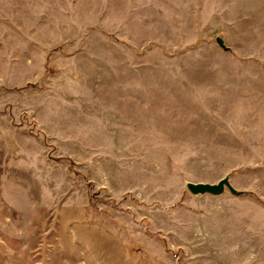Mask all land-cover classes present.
Wrapping results in <instances>:
<instances>
[{
  "label": "rangeland",
  "instance_id": "1",
  "mask_svg": "<svg viewBox=\"0 0 264 264\" xmlns=\"http://www.w3.org/2000/svg\"><path fill=\"white\" fill-rule=\"evenodd\" d=\"M67 211L264 264V0H0V264H94Z\"/></svg>",
  "mask_w": 264,
  "mask_h": 264
},
{
  "label": "crops",
  "instance_id": "2",
  "mask_svg": "<svg viewBox=\"0 0 264 264\" xmlns=\"http://www.w3.org/2000/svg\"><path fill=\"white\" fill-rule=\"evenodd\" d=\"M84 214V211L64 213L62 225H64V235L66 236L65 245L69 249L82 246L94 264H178V261L166 251H164L165 253L150 249H146L144 252L139 251L123 236L110 231L105 225L94 222H78L80 218L85 217Z\"/></svg>",
  "mask_w": 264,
  "mask_h": 264
},
{
  "label": "water",
  "instance_id": "3",
  "mask_svg": "<svg viewBox=\"0 0 264 264\" xmlns=\"http://www.w3.org/2000/svg\"><path fill=\"white\" fill-rule=\"evenodd\" d=\"M217 42L223 48H227L222 38L218 37ZM189 190L195 194H204V193H212V194H221L224 192L225 187L231 188L230 181L227 177H223L218 180L216 183L210 182H188L187 184Z\"/></svg>",
  "mask_w": 264,
  "mask_h": 264
}]
</instances>
